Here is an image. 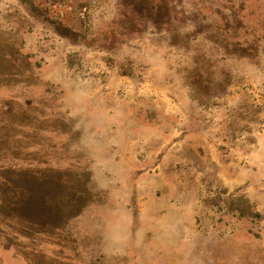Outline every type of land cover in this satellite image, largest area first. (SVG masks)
<instances>
[{
  "label": "rangeland",
  "instance_id": "obj_1",
  "mask_svg": "<svg viewBox=\"0 0 264 264\" xmlns=\"http://www.w3.org/2000/svg\"><path fill=\"white\" fill-rule=\"evenodd\" d=\"M172 2L0 0V264H264V0Z\"/></svg>",
  "mask_w": 264,
  "mask_h": 264
},
{
  "label": "trees",
  "instance_id": "obj_2",
  "mask_svg": "<svg viewBox=\"0 0 264 264\" xmlns=\"http://www.w3.org/2000/svg\"><path fill=\"white\" fill-rule=\"evenodd\" d=\"M32 1H39L43 7H53L56 9H59V11H61L60 8H62V6L67 2V0H32ZM125 2L126 5V10L124 12H122L121 16L123 17L122 19L119 18V20L122 22L120 23L119 20L116 21V27L118 30V32H125L126 29V25L130 23L131 20L134 19H140V17H146V14H144L142 12V10H145L144 12H148V11H152L150 13L151 18L154 19L155 21H159V19H164L165 16L161 17V10L157 7L160 4L165 3L166 5H168V7L170 5L173 4L172 0H118V6L121 9L123 3ZM153 3V4H151ZM42 9V8H41ZM77 9H79V11L77 12L78 14L73 18H78L77 21H75L76 26H72V27H68V31L70 33L73 32H78V35L80 34H86L87 32L90 31L91 29V15H90V10L91 8L89 6H81V5H77ZM180 13H182L183 10H179ZM178 15V14H177ZM181 16H183L181 14ZM150 18V17H149ZM150 18V19H151ZM54 19V18H52ZM52 21H56L55 19ZM176 20L169 22V23H173ZM59 22V25L56 26V29L63 31L67 26L65 25V23L60 20L57 21ZM114 24V22L112 23V25ZM69 25V24H68ZM180 25V23L177 21L175 23V27H178ZM112 31V30H111ZM241 201V200H240ZM23 201L19 200L17 203H15V211H17V213L19 215H22L24 213L23 210V205H22ZM247 209L250 208L249 205L246 206ZM254 215H259L258 213H253Z\"/></svg>",
  "mask_w": 264,
  "mask_h": 264
}]
</instances>
